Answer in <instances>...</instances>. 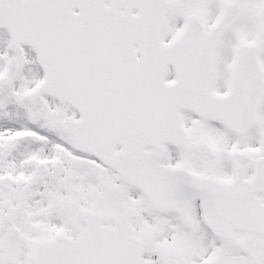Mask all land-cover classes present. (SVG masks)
Listing matches in <instances>:
<instances>
[{
    "label": "snow or ice",
    "instance_id": "snow-or-ice-1",
    "mask_svg": "<svg viewBox=\"0 0 264 264\" xmlns=\"http://www.w3.org/2000/svg\"><path fill=\"white\" fill-rule=\"evenodd\" d=\"M0 264H264V0H0Z\"/></svg>",
    "mask_w": 264,
    "mask_h": 264
}]
</instances>
